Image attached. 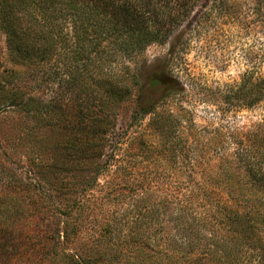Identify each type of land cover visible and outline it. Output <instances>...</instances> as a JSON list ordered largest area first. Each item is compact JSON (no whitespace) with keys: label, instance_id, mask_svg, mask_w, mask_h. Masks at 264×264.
<instances>
[{"label":"trees","instance_id":"1","mask_svg":"<svg viewBox=\"0 0 264 264\" xmlns=\"http://www.w3.org/2000/svg\"><path fill=\"white\" fill-rule=\"evenodd\" d=\"M203 1L0 0V22L10 44L19 43L43 60L61 55L72 70L67 81L95 75L98 84L111 85L116 98L126 91V82L117 78L139 85L127 129L118 131L114 119L108 140L98 121L103 136L81 144L83 158L90 161L88 170L93 166L97 175L116 168L115 183L109 182L106 189H117L126 160L134 158L133 147L155 137L153 129L165 146L172 139L178 168L171 200L176 210L168 213L173 215L172 227H167V211L149 205L147 193L134 200L118 222L127 228L119 226L117 233L129 238L124 245L148 253L142 264H264V118L234 129L199 126L185 104L191 103L188 91L170 68L140 79L142 55L151 46L168 44ZM106 69L111 81L105 78ZM4 88L0 78V90ZM19 99L12 98L10 105L17 106ZM223 99L225 112L261 106L264 74L245 75ZM20 103L31 111L28 103ZM83 122L87 129L86 116ZM104 157L107 160L97 165ZM88 190L90 184L82 192ZM15 204L18 210H0V264H100L67 254L63 240H69L68 222L63 221L66 227L61 230L60 208L32 210L17 200Z\"/></svg>","mask_w":264,"mask_h":264},{"label":"rangeland","instance_id":"2","mask_svg":"<svg viewBox=\"0 0 264 264\" xmlns=\"http://www.w3.org/2000/svg\"><path fill=\"white\" fill-rule=\"evenodd\" d=\"M228 3L204 0L171 41L148 48L139 65L141 81L167 68L179 76L191 100L186 106L199 126L209 128L251 126L264 118V104L239 113L224 111L225 94L245 75L264 74V0ZM19 45L10 44L0 22V78L5 84L0 90V210H18V204L12 206L15 200L32 210L60 208L61 230L66 227L63 221L68 222L69 240H63L67 254L100 264H142L148 253L141 248L132 252L124 245L129 238L117 233L127 228L118 222L134 200L147 193L149 205L167 211V227H172L173 215L168 213L176 210L171 200L178 172L172 139L165 146L158 129H153L155 137L133 147L136 156L126 160L117 189H106L109 182L115 183L116 168L97 175L93 166L88 170L90 161L83 158L81 144L103 136L98 121L108 140L114 119L118 131L127 129L137 108L139 85L117 78L126 82V91L116 98L111 85L98 84L95 75L67 81L72 70L61 55L43 60ZM105 78L111 81L108 69ZM16 96L18 105H10ZM149 123L147 117L143 126ZM106 160H96L97 165ZM87 184L91 190L82 192Z\"/></svg>","mask_w":264,"mask_h":264}]
</instances>
